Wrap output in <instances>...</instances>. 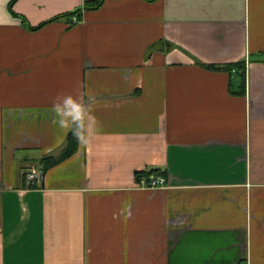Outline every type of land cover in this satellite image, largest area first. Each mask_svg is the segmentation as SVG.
<instances>
[{
	"label": "crops",
	"instance_id": "1",
	"mask_svg": "<svg viewBox=\"0 0 264 264\" xmlns=\"http://www.w3.org/2000/svg\"><path fill=\"white\" fill-rule=\"evenodd\" d=\"M11 1L0 264H264V61L249 60L264 55V0H16L37 29ZM243 59L246 92L238 71L201 64ZM89 94L87 142L29 185L70 131L56 97ZM151 170L164 186L139 185Z\"/></svg>",
	"mask_w": 264,
	"mask_h": 264
},
{
	"label": "trees",
	"instance_id": "2",
	"mask_svg": "<svg viewBox=\"0 0 264 264\" xmlns=\"http://www.w3.org/2000/svg\"><path fill=\"white\" fill-rule=\"evenodd\" d=\"M15 2H16V0L11 1L10 5H9L10 10L14 15L21 17L23 24L25 26H27L28 28L37 29V28H39L42 25L47 23V22L42 23L41 25H39L37 27L31 26L25 17L14 12L13 4ZM102 3H103V0H89L85 3V8L95 9V8L100 7ZM78 11H80V9H77L73 13L78 12ZM56 18H58V17H56ZM56 18H54V19H56ZM156 46H158V44L154 45L153 48H155ZM249 60L250 61H264V55L263 54H253L250 56ZM201 64L207 68H210V69H215V70L221 69V70H226L230 73H232L233 70L236 69V71H238V73H239L238 75L242 79L243 92H246V69H247V60L246 59H243V60H240V61H237L234 63H227L224 65L205 64V63H201ZM79 143H80V140H78L77 137L75 135H73L72 131L70 130L68 135H67L66 144L62 148V151H61L59 156H52V155L45 156L38 161V164H40V166H41L42 174L45 173L47 170H49L51 167L57 165L58 163L67 159L68 157L72 156L78 150ZM154 172L158 173L157 170H151L149 172H144L142 174L139 173L138 177L140 178L143 175H149V174L154 173Z\"/></svg>",
	"mask_w": 264,
	"mask_h": 264
},
{
	"label": "clouds",
	"instance_id": "3",
	"mask_svg": "<svg viewBox=\"0 0 264 264\" xmlns=\"http://www.w3.org/2000/svg\"><path fill=\"white\" fill-rule=\"evenodd\" d=\"M95 96L89 94L88 102L82 103L80 99L71 95L56 97L53 103V113L58 120L61 128H67L72 131L73 135L81 142H87L86 137L90 134L91 129L96 123L94 116Z\"/></svg>",
	"mask_w": 264,
	"mask_h": 264
},
{
	"label": "built area",
	"instance_id": "4",
	"mask_svg": "<svg viewBox=\"0 0 264 264\" xmlns=\"http://www.w3.org/2000/svg\"><path fill=\"white\" fill-rule=\"evenodd\" d=\"M233 71H236V69H234ZM41 175L42 170L40 164L37 163L30 166L26 172V179L28 184H35V182L41 177ZM165 183V177L156 173L143 175L139 178V185L144 188H158L164 186Z\"/></svg>",
	"mask_w": 264,
	"mask_h": 264
}]
</instances>
